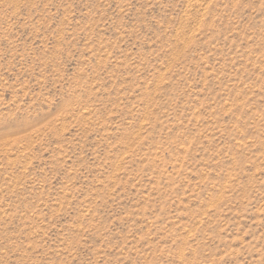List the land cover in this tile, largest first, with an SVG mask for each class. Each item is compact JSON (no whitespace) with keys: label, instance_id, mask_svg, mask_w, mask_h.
Wrapping results in <instances>:
<instances>
[{"label":"rangeland","instance_id":"obj_1","mask_svg":"<svg viewBox=\"0 0 264 264\" xmlns=\"http://www.w3.org/2000/svg\"><path fill=\"white\" fill-rule=\"evenodd\" d=\"M0 264H264V0H0Z\"/></svg>","mask_w":264,"mask_h":264}]
</instances>
